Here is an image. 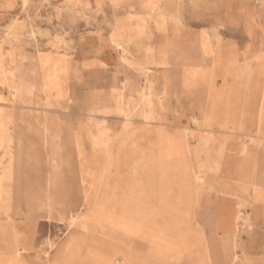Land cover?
I'll use <instances>...</instances> for the list:
<instances>
[{
	"label": "rangeland",
	"instance_id": "rangeland-1",
	"mask_svg": "<svg viewBox=\"0 0 264 264\" xmlns=\"http://www.w3.org/2000/svg\"><path fill=\"white\" fill-rule=\"evenodd\" d=\"M159 47L201 57L190 89L156 65ZM0 68L2 264H80L89 249L88 264H214L212 242L197 241L212 238L220 182L210 113L264 108V0H0ZM148 69L154 97L141 105L126 81L144 89ZM46 127L64 148L55 166Z\"/></svg>",
	"mask_w": 264,
	"mask_h": 264
},
{
	"label": "crops",
	"instance_id": "crops-1",
	"mask_svg": "<svg viewBox=\"0 0 264 264\" xmlns=\"http://www.w3.org/2000/svg\"><path fill=\"white\" fill-rule=\"evenodd\" d=\"M165 54L174 60L166 51ZM105 64L112 63L105 61ZM184 77L181 89L187 91L191 81ZM195 81L200 84L205 80L198 77ZM200 87L198 90L203 88ZM229 89L232 92L236 87ZM223 90H228V86H221L220 91ZM240 110L237 106H222L210 113L215 116L212 124L215 138L220 139L214 145L223 147L219 159L220 182L218 187L215 181L208 208L212 238L198 235L197 241L212 242L214 264H264V108L259 112L249 105ZM260 116H263L261 123ZM224 132H230V136L222 135ZM244 144H247L246 152L242 151Z\"/></svg>",
	"mask_w": 264,
	"mask_h": 264
},
{
	"label": "bare ground",
	"instance_id": "bare-ground-1",
	"mask_svg": "<svg viewBox=\"0 0 264 264\" xmlns=\"http://www.w3.org/2000/svg\"><path fill=\"white\" fill-rule=\"evenodd\" d=\"M174 38H172V40H173ZM136 42V41H135ZM134 42V43H135ZM137 45V44H136ZM119 48V47H118ZM217 49H219V47H217ZM219 53V52H218ZM192 60H194V61H198L199 63H200V58H199V56H197L196 54H194V53H192V52H190V51H188L187 52V50L186 49H183L182 50V52L177 56V58L176 59H172V60H170V58H168L167 57V55L165 54V52H164V50H163V48L162 47H159L157 50H156V63L157 64H159V65H164L165 67H168V69H171L172 71H175L176 72V74L178 75V76H185V77H187L188 78V80H189V78H190V76H191V72L192 71H197V70H199V71H201V68H200V66H196V67H188V65H187V63H189L190 61H192ZM219 62L218 61H215V64H218ZM166 64H168V66H166ZM6 68V67H5ZM146 68V67H145ZM175 70H174V69ZM1 69V68H0ZM11 71V70H10ZM216 71V70H215ZM210 72H212V71H210ZM152 72H151V70L150 69H148L147 70V85L145 86V88L144 89H140V91L138 90V86H137V80H135V79H131V81L130 80H128V81H126V86L128 87V88H131V89H133V90H135V91H137L138 93L140 92V104L142 105V104H147V103H149V102H152V99H153V97H154V92H153V86H154V82H153V80H150L149 78H150V74H151ZM206 73V72H205ZM195 74V73H194ZM196 75V74H195ZM194 75V76H195ZM205 75V74H204ZM214 76H215V74H214ZM197 77V76H196ZM5 79V78H4ZM194 79V78H193ZM163 80L166 82L167 80H168V77L166 78H163ZM210 81V80H209ZM131 82V83H130ZM164 92H166V83H164ZM210 87V86H209ZM9 88H10V90H9V93H10V97L13 99V100H15V101H21L22 100V94H23V87H22V85L20 84V83H18V82H15V83H12V84H10V86H9ZM32 88V87H31ZM211 88H213V84H211ZM30 89V88H29ZM33 93V92H32ZM121 93V92H120ZM113 94V96H114V93H112ZM117 95H119V94H117ZM122 95V94H121ZM123 95H125V94H123ZM102 96V95H101ZM116 97V96H115ZM122 97V96H121ZM105 100V99H104ZM118 100V99H117ZM116 100V101H117ZM122 100V99H121ZM160 100V104L164 107V100L163 99H159ZM86 101V100H85ZM114 101V100H113ZM126 101V100H125ZM107 102V101H106ZM85 103V102H84ZM107 103H109V102H107ZM119 103H120V101H119ZM83 104V103H82ZM121 104V103H120ZM123 104H124V101H123ZM117 105V104H116ZM128 105V104H127ZM107 106V105H106ZM14 107V106H13ZM122 107V106H121ZM16 108V107H15ZM118 108V107H117ZM1 109V108H0ZM22 109V108H21ZM25 109V108H24ZM3 110V109H2ZM1 110V111H2ZM6 111V110H5ZM115 112H116V110H114ZM10 112V111H9ZM21 112V111H20ZM125 112V111H124ZM129 112V111H128ZM126 113V112H125ZM18 114V113H17ZM121 114V113H120ZM119 114V115H120ZM129 114L130 113H128V115H126V122H128V121H132L133 119L131 118V116H129ZM7 115V114H6ZM87 115H89V113L87 114ZM5 116V115H4ZM96 116V115H95ZM2 117V116H1ZM65 117V116H64ZM94 117V116H93ZM62 118V117H61ZM121 118V117H120ZM18 119V118H17ZM68 119V118H67ZM122 119V118H121ZM2 120V119H1ZM4 122V121H3ZM132 123V122H131ZM130 123V124H131ZM101 124H103V123H101ZM122 124H124V123H122ZM3 125V124H2ZM69 125V124H68ZM125 125V124H124ZM45 127V126H44ZM65 127V126H64ZM9 128V127H8ZM102 129V128H101ZM2 130V129H1ZM47 133H46V137H45V142L47 143V144H50V145H52V155L51 156H53L52 158H51V160H52V164L54 165L55 164V156H58L59 155V153L60 152H64V148H63V146H62V144L59 142V140L57 139V134H55V133H50V132H48V128L46 127V130H45ZM4 132V131H3ZM58 132V131H57ZM121 133V132H120ZM119 133V134H120ZM129 133V132H128ZM106 134V133H105ZM108 135V134H107ZM106 135V136H107ZM116 135V134H115ZM155 135V134H154ZM41 136H42V134H41ZM105 136V135H104ZM103 136V137H104ZM110 136V135H109ZM126 136V135H125ZM130 136V135H129ZM0 137H1V135H0ZM108 137V136H107ZM124 137V136H123ZM14 138V136H13V134L10 132V133H8L7 132V130H6V135L3 137V142H7V141H9V142H11V140ZM42 138V137H41ZM111 138V137H110ZM105 139V138H104ZM108 140H109V138H108ZM62 141V140H61ZM118 141V140H117ZM124 141V140H123ZM119 142H121V141H119ZM46 144V145H47ZM123 144V143H122ZM112 145V144H111ZM4 146V145H3ZM120 147L123 149V147L120 145ZM119 147V148H120ZM125 147H126V145H125ZM184 150L185 151H183V149H181L182 150V152L184 153V152H188L189 150H190V145L189 144H186V145H184ZM166 148V147H165ZM164 149V148H163ZM170 150V149H169ZM122 151V150H121ZM120 151V152H121ZM136 151V150H135ZM112 152H114V149H113V151ZM119 152V151H118ZM111 154V153H110ZM113 154V153H112ZM111 154V155H112ZM164 154H165V150H164ZM163 154V155H164ZM167 154V153H166ZM117 155V154H116ZM121 154L119 153V157H121L120 156ZM181 155V154H180ZM50 156V157H51ZM118 156V155H117ZM218 156V155H217ZM110 157V156H109ZM61 159V158H60ZM115 160H116V158H115ZM118 160H119V158H118ZM57 161V160H56ZM60 161V160H59ZM92 161V160H91ZM106 161V160H105ZM151 161V160H150ZM2 162V161H1ZM108 162V161H107ZM115 163V162H114ZM118 164H119V162H117ZM105 164H107L106 162H105ZM117 164V165H118ZM60 165V164H59ZM112 165V164H111ZM55 166V165H54ZM108 166H110V165H108ZM107 166V167H108ZM114 166H115V164H114ZM254 166V165H253ZM57 167V166H56ZM117 167H119V166H117ZM102 168H104V167H102ZM153 168V167H152ZM164 168V167H163ZM6 169V171H8V170H10L11 168H10V166H8V168H5ZM107 169V168H106ZM112 169V168H111ZM119 169V168H118ZM162 169V168H161ZM167 169H169L168 167H167ZM116 170V169H115ZM165 170V169H164ZM117 171H120V170H117ZM107 172V171H106ZM111 173V172H110ZM253 173V172H252ZM55 174V173H54ZM102 174H104L103 172H102ZM56 175H57V173H56ZM108 175H109V173H108ZM102 176V175H101ZM118 176V175H117ZM103 178V176L101 177V179ZM196 179L197 180H199V181H203L204 180V176L203 175H201V172H197L196 173ZM1 181V180H0ZM1 185V184H0ZM0 191H2V190H0ZM1 194H3V192L1 193ZM2 196V195H1ZM161 198V197H160ZM164 199V198H163ZM3 200V199H2ZM83 212V211H82ZM80 214V213H79ZM71 219V218H70ZM77 219V218H76ZM76 219H74V218H72V221L70 222V225H71V228L72 227H75V226H78V224H80V223H78L77 222V220ZM86 219V218H85ZM84 219V220H85ZM84 220H81V221H84ZM80 221V222H81ZM86 221V220H85ZM84 223H82V224H80V225H83ZM86 224V223H85ZM80 225H79V227H80ZM83 226H85L86 227V225H83ZM83 226H81V227H83ZM85 227H83V229L85 228ZM66 243H68V241L67 240H65V242H63L62 243V247H61V249H59V251L57 252V258H63V256H60L59 254H62L63 253V249L65 248L64 246L66 245ZM52 246V245H51ZM89 251L91 252L90 254H92L93 253V251H91L90 249H89ZM84 252V251H83ZM127 252V251H126ZM19 254V253H18ZM90 254H88L87 256H85L82 260H81V262H80V264H88L91 260H92V255H90ZM8 257L10 256L11 258H13V254H10V255H7ZM83 256V255H82ZM15 258H17V257H15ZM54 259H56V258H54ZM107 264H115V261L113 260V259H111V258H109L108 260H107V262H106ZM0 264H2L1 262H0ZM10 264H13V262H11ZM101 264H105V257H101Z\"/></svg>",
	"mask_w": 264,
	"mask_h": 264
}]
</instances>
